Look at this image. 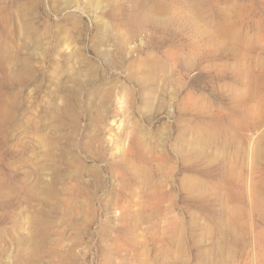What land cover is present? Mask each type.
<instances>
[{"label": "rangeland", "instance_id": "obj_1", "mask_svg": "<svg viewBox=\"0 0 264 264\" xmlns=\"http://www.w3.org/2000/svg\"><path fill=\"white\" fill-rule=\"evenodd\" d=\"M210 21L0 0V264H264V81Z\"/></svg>", "mask_w": 264, "mask_h": 264}, {"label": "bare ground", "instance_id": "obj_2", "mask_svg": "<svg viewBox=\"0 0 264 264\" xmlns=\"http://www.w3.org/2000/svg\"><path fill=\"white\" fill-rule=\"evenodd\" d=\"M263 12L264 0H211L210 36L213 44L217 41L220 42L218 47L221 48V50L219 49L220 53H212V60L227 61L233 59L235 61L233 63L237 64L238 67L241 66L236 72L243 75L244 81L242 83L253 87H257L261 81H264ZM246 61H250V64H245ZM231 63L230 65H232ZM228 72L230 73V71ZM244 72L247 74L244 75ZM231 74L224 75L227 78L231 77Z\"/></svg>", "mask_w": 264, "mask_h": 264}]
</instances>
